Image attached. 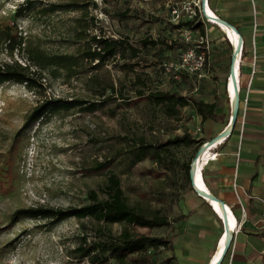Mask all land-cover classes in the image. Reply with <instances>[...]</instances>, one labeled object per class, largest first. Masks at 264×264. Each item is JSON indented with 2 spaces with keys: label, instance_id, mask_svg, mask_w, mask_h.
Masks as SVG:
<instances>
[{
  "label": "rangeland",
  "instance_id": "rangeland-1",
  "mask_svg": "<svg viewBox=\"0 0 264 264\" xmlns=\"http://www.w3.org/2000/svg\"><path fill=\"white\" fill-rule=\"evenodd\" d=\"M25 1L29 7L19 16L17 10ZM170 4V0H0V66L28 65L26 73L31 78L29 84H0V264H93L73 253L82 236L91 242L99 238V228L118 233L121 224L88 218L15 219L13 214L23 208L66 209L88 204L90 190L103 196L101 188L110 172L120 176L130 205L148 216L159 211L170 221L157 228L131 226L137 234L171 243L169 249L149 248L145 255H134L141 261L132 264H179L171 251L178 237L194 232L204 204L187 181L185 165L191 169L204 142L173 147L163 165L146 158L131 167L127 153L141 139L157 146L185 133L204 139L203 126L197 124L192 107L184 108L179 120L169 118L149 101L150 92L215 100L226 112L214 121H228L231 103L226 82L232 47L216 24L206 22L203 28L187 33L185 28H176ZM211 5L230 23L248 14L247 8L251 15L264 17V0L247 4L211 0ZM7 34L23 41L13 54L6 47ZM93 35L125 38L141 52L136 58L127 53L125 59L119 54L103 64L91 63L83 59V53L96 47L90 39ZM144 38L164 40L173 49L144 48L140 43ZM196 44L200 50L207 46L206 63L197 74L189 75L181 68V57ZM38 54L74 55L80 66L70 75L38 60ZM165 63L172 65L171 71H165ZM241 72L242 103L247 87L244 77L249 75L246 64ZM100 84H114L115 96L108 90L102 108L83 110L89 102L105 98L96 94ZM140 90L146 95H138ZM51 99L87 103L49 112L23 128L35 109ZM99 163L108 165L99 170ZM105 264L116 262L110 259Z\"/></svg>",
  "mask_w": 264,
  "mask_h": 264
},
{
  "label": "trees",
  "instance_id": "trees-1",
  "mask_svg": "<svg viewBox=\"0 0 264 264\" xmlns=\"http://www.w3.org/2000/svg\"><path fill=\"white\" fill-rule=\"evenodd\" d=\"M29 2L22 3L17 14L23 15V11L27 10ZM126 15V14H125ZM124 15V16H125ZM204 24L201 22H183L175 25L176 28H191L199 29L203 28ZM85 31V30H84ZM87 33V32H85ZM88 35V34H86ZM96 47L90 46L83 53V59L94 63L103 64L108 59L116 58L119 54L122 58H136L141 48L134 46L129 40L106 38L105 36L93 35L90 37ZM7 42V50L13 54L15 50H19L22 47L23 41L17 39L15 36L7 34L5 37ZM140 43L144 48L149 45L173 49L172 44H168L164 40H153L151 38H144L140 40ZM245 55V53H244ZM38 60L45 61L47 64L55 65L59 68L65 69L70 75L77 72L79 68V60L74 55H42L38 54ZM28 65L22 66L18 62L6 63L0 66V84L4 82H31V78L27 75ZM242 70V67H241ZM242 75V72H241ZM97 79V76H94ZM140 81V78H138ZM96 94L100 97H105L108 90L112 92L111 96H115L117 88L114 84L104 85L100 84ZM138 95L144 96V91L137 92ZM149 101L156 107L162 110L165 116L173 119H180L182 110L186 107H192L196 113L202 117V121L208 119L217 120V108L218 103L214 101L212 103L198 100L194 97H187L182 94L167 91H155L147 94ZM105 98H100L95 102H89V104L83 107V110L94 112L99 110L105 105ZM87 103L84 100H72L70 102L62 99H51L44 102L37 107L35 111L30 115L29 119L25 122L23 128L28 127L30 123L44 117L49 112H56L61 109H70L76 106ZM203 141L194 138L192 135L185 133L182 136H176L172 139H168L164 143H160L158 146L155 144H147L144 139H141L135 144L134 148L128 151V157L130 159V166L133 167L139 162L150 158L153 162L163 165L166 160L172 155L173 147L191 146L193 144L201 145ZM106 163H99L98 169L102 170L107 167ZM185 173L187 181L191 183L190 179V164L185 165ZM103 196L99 191L90 190L88 204L81 206H74L66 209L61 208H27L19 209L13 214V218H48L62 221L68 218L76 219H93L99 222H104L107 225L121 224L122 228L118 233H114L111 229L103 230L99 228V238L88 241L86 236H82L81 241L74 249V255L79 259H88L93 264H105L110 259L114 260L116 264H132L140 262V259L132 258L134 255H145L149 248L158 249L164 247L165 249L171 248L169 240L162 237H153L148 235H140L131 229V226L136 225L139 227L157 228L170 224L169 218L159 211L153 215L148 216L142 211H139L136 207L130 205L128 197L122 186V180L120 176L114 172H110L107 180L101 188Z\"/></svg>",
  "mask_w": 264,
  "mask_h": 264
},
{
  "label": "crops",
  "instance_id": "crops-1",
  "mask_svg": "<svg viewBox=\"0 0 264 264\" xmlns=\"http://www.w3.org/2000/svg\"><path fill=\"white\" fill-rule=\"evenodd\" d=\"M229 1L232 4L249 2ZM247 9L248 14L231 21L244 38V64L249 70V75L244 77L247 83L245 100L231 135L211 149L212 155L217 153L216 159L205 161L201 168L207 188L225 202L238 226L222 264H264V17L251 15ZM192 111L197 124L203 126V142L220 134L228 126L231 114L224 124L212 119L202 121V117L194 109ZM225 112L218 103L217 114ZM202 200V213L194 232L178 237L171 251L179 264H209L217 252L224 232L222 217L220 226V218L212 204Z\"/></svg>",
  "mask_w": 264,
  "mask_h": 264
},
{
  "label": "bare ground",
  "instance_id": "bare-ground-1",
  "mask_svg": "<svg viewBox=\"0 0 264 264\" xmlns=\"http://www.w3.org/2000/svg\"><path fill=\"white\" fill-rule=\"evenodd\" d=\"M206 11L207 13L209 14V16L211 18L210 21L213 22L214 24H216L217 26H219L221 28V30L224 32V35L226 36V38L229 40L230 44H231V47H232V53L233 51L239 46V43H240V40H241V35L239 32L235 31L229 24H226V23H222V22H219L218 18H221L220 16L217 15V13H215L213 11V9L211 8L210 5H207L206 6ZM233 62V60H232ZM234 67H235V70H236V76L238 78V85H239V91L241 92V89H240V82H241V75H240V68H241V53L239 50L236 51L235 53V58H234ZM230 74L228 75V78H229ZM228 81V79H227ZM226 89H227V82H226ZM240 92H239V96H240ZM228 93V92H227ZM230 93H231V97L229 96V99H230V103H231V99H232V102H234L237 98V94H236V91H235V88L233 86V80L232 78H230ZM231 115V114H230ZM229 123H230V119H229ZM228 123V125H229ZM228 127V126H227ZM227 138H221L219 143L222 142L223 140H225ZM218 144V143H217ZM212 145L209 144L205 147V149L201 152L199 158L194 162V165H193V162H192V165H193V171H194V178H195V181H196V185L198 187V189H202L203 191L211 194V191L207 188L206 184H205V181L203 179V176L201 174V168H202V165L208 161H210V159L212 158V154H211V147ZM209 202H211V204H213L212 206H214V211L218 214L219 218L221 219V217L223 218V214H225L226 212L228 213V217H229V220H230V224H231V227H232V230H233V233H235L237 231V222L235 220V218L233 217L230 209L224 207L222 205V203L220 201H218L217 199H210L208 200ZM226 241H227V237H226V234H225V230L221 236V239L220 241L218 242V246H217V252L216 254H214L211 259H210V262L209 264H218L223 256V253L225 251V247H226Z\"/></svg>",
  "mask_w": 264,
  "mask_h": 264
},
{
  "label": "built area",
  "instance_id": "built-area-1",
  "mask_svg": "<svg viewBox=\"0 0 264 264\" xmlns=\"http://www.w3.org/2000/svg\"><path fill=\"white\" fill-rule=\"evenodd\" d=\"M170 2H171L170 4L171 20L174 21V23L176 24H180L183 22H196V23L201 22L202 24H206V22L213 23L210 21L209 18L205 16V13L207 12L206 11L207 7L203 8L202 0H170ZM207 5H210L212 8L211 0H207L206 6ZM213 11L217 13L214 9ZM183 28H185L186 33L193 32L195 30L186 27ZM203 43L204 40L200 41V44ZM199 48H201V45L196 44L188 51H186L181 57V68H184L185 69L184 71L187 72L189 75L197 74L199 71L203 69L206 63L207 46L205 47L204 50H200ZM240 53H241V67H242L245 59L244 45ZM171 66L172 65L165 63L164 64L165 71L166 72L171 71ZM254 68L255 67L253 66L252 73L255 72ZM240 75H241V68H240ZM216 157H217V153H214L211 159H216ZM242 210L244 211V207L242 208Z\"/></svg>",
  "mask_w": 264,
  "mask_h": 264
},
{
  "label": "water",
  "instance_id": "water-1",
  "mask_svg": "<svg viewBox=\"0 0 264 264\" xmlns=\"http://www.w3.org/2000/svg\"><path fill=\"white\" fill-rule=\"evenodd\" d=\"M206 3H207V0H202L203 8H206ZM205 16L207 18H211L207 12L205 13ZM218 20H219V22L229 24L235 31L240 33L241 40H240V43H239V46H238L237 50H239L241 52V49H242V47L244 45V38H243L241 32L238 30V28L235 25H233L229 21H227V20H225L223 18H218ZM237 50L235 49L233 51V53H232L231 65H230V71H229L230 76H229L228 81H227V90H226L228 92L229 96L231 97V93H230V78H232L233 86L235 88V91H236V94H237V98H236V100L234 102H232V99H231L230 123H229L228 127H226L220 134H218L217 136H215L211 140H208V141L204 142L200 146L198 152L195 155V158L192 161L193 165H194V162L199 158L201 152L205 149V147L207 145L211 144L212 145L211 147H213L217 143H219L221 138L229 137V135H231V133H232V131L234 129V126H235V124L237 122V119H238V116H239V111H240V108H241V101H240V96H239V92L240 91H239V85H238V78L236 76V70H235V67H234V58H235V53H236ZM232 60H233V62H232ZM193 165L191 164L190 179H191V184H192L194 190L203 199H205L207 201L210 200V199H217L218 201H220L222 203V205L224 207L227 208L225 202L220 200V199H218L212 193L209 194V193L203 191L202 189H198V187L196 185L195 178H194ZM213 208H214V206H213ZM222 222H223V229L225 230V234H226V237H227V241H226L225 251H224L223 256H222V258H221V260H220V262L218 264H222L225 256L227 255V253L229 252V250H230V248L232 246V243H233V240H234V236H235V233H233V230H232V227H231L230 220H229L227 212L225 214H223Z\"/></svg>",
  "mask_w": 264,
  "mask_h": 264
}]
</instances>
